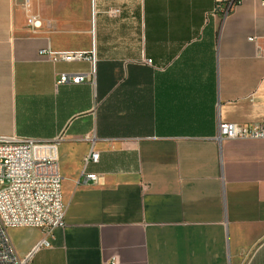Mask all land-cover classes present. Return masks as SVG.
Masks as SVG:
<instances>
[{
    "label": "crops",
    "instance_id": "crops-1",
    "mask_svg": "<svg viewBox=\"0 0 264 264\" xmlns=\"http://www.w3.org/2000/svg\"><path fill=\"white\" fill-rule=\"evenodd\" d=\"M213 11L214 0H0V136L58 141L63 179L65 226L28 264H264V139L216 138L220 123L264 121V6ZM47 49L94 51L95 74ZM60 74L92 79L58 85ZM92 152L97 181L84 183ZM9 234L21 258L44 238Z\"/></svg>",
    "mask_w": 264,
    "mask_h": 264
},
{
    "label": "built area",
    "instance_id": "built-area-1",
    "mask_svg": "<svg viewBox=\"0 0 264 264\" xmlns=\"http://www.w3.org/2000/svg\"><path fill=\"white\" fill-rule=\"evenodd\" d=\"M25 8L32 1L20 0ZM260 1L264 6V0ZM237 0H214L213 14L226 18ZM27 25L31 30L42 26L41 20L34 15L28 16ZM250 41H254L250 38ZM53 60L66 62L88 60L92 63L91 75L95 74L94 51L87 56L82 52L53 53L50 49L40 52ZM151 64V60H146ZM83 75L60 74L57 84H79ZM220 141L262 140L264 139V121L251 126L234 123H220L218 135ZM58 141L44 142L18 136H0V264H28L33 253L49 246L48 239L56 229L65 226V203L62 194V177L59 171ZM99 154L92 152L84 161L81 180L84 183H96L97 175L87 173L90 163H98ZM38 229L44 238L26 257L18 256L12 243L11 229Z\"/></svg>",
    "mask_w": 264,
    "mask_h": 264
},
{
    "label": "rangeland",
    "instance_id": "rangeland-1",
    "mask_svg": "<svg viewBox=\"0 0 264 264\" xmlns=\"http://www.w3.org/2000/svg\"><path fill=\"white\" fill-rule=\"evenodd\" d=\"M245 261H246V258L242 259L241 264H244Z\"/></svg>",
    "mask_w": 264,
    "mask_h": 264
}]
</instances>
